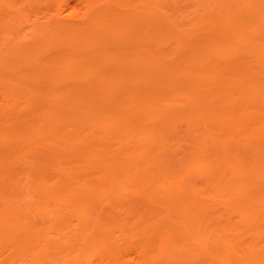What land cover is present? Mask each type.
Masks as SVG:
<instances>
[{
	"label": "bare ground",
	"instance_id": "1",
	"mask_svg": "<svg viewBox=\"0 0 264 264\" xmlns=\"http://www.w3.org/2000/svg\"><path fill=\"white\" fill-rule=\"evenodd\" d=\"M41 1L0 0V264H264V0Z\"/></svg>",
	"mask_w": 264,
	"mask_h": 264
},
{
	"label": "rangeland",
	"instance_id": "2",
	"mask_svg": "<svg viewBox=\"0 0 264 264\" xmlns=\"http://www.w3.org/2000/svg\"><path fill=\"white\" fill-rule=\"evenodd\" d=\"M46 1V0H45ZM83 1V2H82ZM193 1H195V3L198 1H200V0H193ZM42 2V4H40V7H38V11H34V13L33 14H31V15H29V19H28V21H27V23L29 22H31V24H33V22H34V20H35V22L36 21H38V20H44V19H46L47 17H51L52 15L53 16H57V15H59L58 16V18L59 19H61V20H64V18H66L65 19V21H70V20H76V18H79L80 16H81V14H82V12L84 11V6H85V4H84V0H59L56 4L55 3H53L55 6V8L53 7V11H52V9H51V7L52 6H50L49 5V7H48V5H46L47 4V2L49 3V1L47 0V2H46V4L44 3V0L43 1H41ZM51 3V2H50ZM52 4V5H53ZM59 4V5H58ZM25 5V3H20L19 4V6H20V8L21 7H23ZM39 6V5H38ZM25 7H27V6H25ZM24 8V7H23ZM54 12V13H53ZM77 13V14H76ZM189 13V12H188ZM187 12H186V14L184 15L186 18L187 17H189ZM80 15L79 17L77 16H75V18H74V15ZM31 16V17H30ZM45 16V17H44ZM71 16V17H70ZM68 17H70V18H68ZM73 17V18H72ZM72 18V19H71ZM69 19V20H68ZM27 23H25V24H27ZM28 23V24H29ZM25 26H28V25H25ZM24 26V27H25ZM26 28H28V27H25V29ZM29 29V28H28ZM1 91V90H0ZM2 93V91L0 92V94ZM3 94H1L0 95V97H3L2 96ZM2 99V98H1ZM1 101V100H0ZM59 264H62L61 262L62 261H57ZM56 264V263H55Z\"/></svg>",
	"mask_w": 264,
	"mask_h": 264
}]
</instances>
